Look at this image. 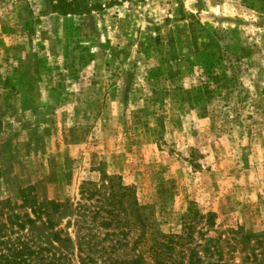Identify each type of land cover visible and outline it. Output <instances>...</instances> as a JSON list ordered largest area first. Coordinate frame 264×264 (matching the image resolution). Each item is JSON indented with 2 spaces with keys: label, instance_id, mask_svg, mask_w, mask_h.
<instances>
[{
  "label": "rangeland",
  "instance_id": "obj_1",
  "mask_svg": "<svg viewBox=\"0 0 264 264\" xmlns=\"http://www.w3.org/2000/svg\"><path fill=\"white\" fill-rule=\"evenodd\" d=\"M103 173L156 230L264 264V0H0V201L63 203L72 243L26 233L79 264L67 216Z\"/></svg>",
  "mask_w": 264,
  "mask_h": 264
},
{
  "label": "trees",
  "instance_id": "obj_2",
  "mask_svg": "<svg viewBox=\"0 0 264 264\" xmlns=\"http://www.w3.org/2000/svg\"><path fill=\"white\" fill-rule=\"evenodd\" d=\"M101 181L81 185L80 198L67 216L73 217L79 264H226L214 237L189 247V235L154 228L120 177L103 173ZM63 205L39 202L33 187L19 189L15 199L0 201V264H74L67 255L37 244L26 233L39 223L51 232L53 242L72 243L68 233L56 230ZM130 235L132 247L127 250Z\"/></svg>",
  "mask_w": 264,
  "mask_h": 264
}]
</instances>
